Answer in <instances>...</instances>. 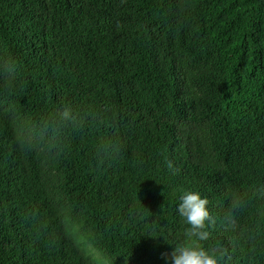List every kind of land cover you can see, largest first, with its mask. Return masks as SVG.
I'll return each mask as SVG.
<instances>
[{"label":"trees","instance_id":"trees-1","mask_svg":"<svg viewBox=\"0 0 264 264\" xmlns=\"http://www.w3.org/2000/svg\"><path fill=\"white\" fill-rule=\"evenodd\" d=\"M178 243L264 264V0H0V264Z\"/></svg>","mask_w":264,"mask_h":264},{"label":"clouds","instance_id":"clouds-1","mask_svg":"<svg viewBox=\"0 0 264 264\" xmlns=\"http://www.w3.org/2000/svg\"><path fill=\"white\" fill-rule=\"evenodd\" d=\"M62 115L65 119L70 118V110L65 109ZM208 204V198L199 191L186 190L180 197L178 213L190 226L187 235L195 241H205L209 237V232L205 230L206 222L212 219ZM162 256L166 261L170 260V264H219L220 261L215 251L197 243L174 245L170 254L165 252Z\"/></svg>","mask_w":264,"mask_h":264},{"label":"bare ground","instance_id":"bare-ground-1","mask_svg":"<svg viewBox=\"0 0 264 264\" xmlns=\"http://www.w3.org/2000/svg\"><path fill=\"white\" fill-rule=\"evenodd\" d=\"M247 16V15H246ZM245 19V18H244ZM253 19V18H251ZM235 30V29H234ZM239 35V34H238ZM232 36V35H231ZM162 42V41H161ZM230 42V41H229ZM234 44V43H233ZM227 47V46H226ZM232 47V46H231ZM151 48V47H150ZM159 49V48H158ZM226 49V48H225ZM237 49V48H236ZM242 49V48H241ZM157 50V49H156ZM176 50V49H175ZM227 50V49H226ZM142 51V50H141ZM144 51V50H143ZM162 52V51H161ZM244 53V52H243ZM172 55V54H171ZM233 56V55H232ZM245 56V55H244ZM221 58V57H220ZM145 59V58H144ZM222 60V59H221ZM238 61V60H237ZM230 63V62H229ZM200 64V63H199ZM200 66V65H199ZM219 66V65H217ZM193 67V66H192ZM234 67V66H233ZM204 70V69H203ZM146 72V71H145ZM154 72V71H153ZM199 72V71H198ZM201 72V71H200ZM148 73V72H147ZM196 75V74H195ZM159 76V75H158ZM237 77V76H236ZM244 77V76H243ZM212 83V81H211ZM241 85V84H240ZM216 87V86H215ZM229 87V86H228ZM230 88V87H229ZM207 90V89H206ZM210 94V93H209ZM228 94V93H227ZM207 99V98H206ZM228 99V98H227ZM211 102V101H210ZM88 105V104H87ZM221 107V106H220ZM222 108V107H221ZM213 114V113H212ZM226 114V113H224ZM222 117V116H221ZM106 122V121H105ZM200 123V122H199ZM92 124V123H91ZM198 129V128H197ZM87 133V132H86ZM125 137V136H124ZM124 140V139H123ZM117 142V141H116ZM126 142V141H125ZM129 143V142H128ZM86 145V144H85ZM109 145V144H108ZM98 146V145H97ZM94 148V147H93ZM99 148V147H98ZM127 148V147H126ZM83 149V148H82ZM113 149V148H112ZM86 150V149H85ZM84 150V151H85ZM119 150V149H118ZM102 151V150H101ZM93 152V151H92ZM88 154V153H87ZM116 156V155H115ZM113 157V156H112ZM107 158V157H106ZM97 159V158H96ZM126 162V161H125ZM171 162V161H170ZM103 163V162H102ZM105 163V162H104ZM122 164V163H121ZM103 165V164H102ZM108 165V164H107ZM166 166V165H165ZM102 167V166H101ZM175 167V166H174ZM177 167V166H176ZM106 168V167H105ZM127 168V167H126ZM118 170V169H117ZM129 172V171H128ZM154 172V171H153ZM109 174V173H108ZM114 175V174H113ZM127 176V175H126ZM106 177V176H105ZM250 177V176H249ZM125 179V178H124ZM159 179V178H158ZM105 180V179H104ZM177 180V179H176ZM97 181V180H96ZM99 181V180H98ZM127 181V180H126ZM248 182V181H247ZM138 184V183H137ZM246 184V183H245ZM101 185V184H100ZM122 185V184H121ZM171 191V190H170ZM231 194V193H230ZM165 199V198H164ZM248 199V198H247ZM161 200V199H160ZM169 200V199H168ZM246 200V199H245ZM167 201V200H166ZM229 206V205H228ZM238 206V205H237ZM171 209H169L170 211ZM250 212V211H249ZM242 214V213H241ZM260 214V213H259ZM145 216V215H144ZM147 216V215H146ZM150 223V222H149ZM162 223V222H161ZM168 223V222H167ZM260 224V223H259ZM163 225V224H162ZM258 225V224H257ZM164 226V225H163ZM231 226V225H230ZM167 227V226H166ZM186 229V228H185ZM251 230V229H250ZM187 234V233H186ZM245 234V233H243ZM183 235V234H182ZM187 238V237H186ZM174 239V238H173ZM155 241V240H154ZM249 241V240H248ZM213 242V241H212ZM179 244V243H178ZM262 245V244H261ZM158 246V245H157ZM241 246V245H240ZM251 246V245H250ZM170 247V246H169ZM173 249V248H172ZM256 250V249H255ZM261 250V249H260ZM261 260V259H260Z\"/></svg>","mask_w":264,"mask_h":264}]
</instances>
